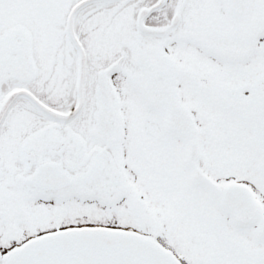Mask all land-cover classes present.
Wrapping results in <instances>:
<instances>
[{"label":"snow or ice","instance_id":"obj_1","mask_svg":"<svg viewBox=\"0 0 264 264\" xmlns=\"http://www.w3.org/2000/svg\"><path fill=\"white\" fill-rule=\"evenodd\" d=\"M0 264H264V0H0Z\"/></svg>","mask_w":264,"mask_h":264}]
</instances>
